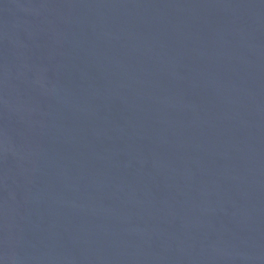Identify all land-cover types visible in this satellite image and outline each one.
<instances>
[{"label": "water", "instance_id": "1", "mask_svg": "<svg viewBox=\"0 0 264 264\" xmlns=\"http://www.w3.org/2000/svg\"><path fill=\"white\" fill-rule=\"evenodd\" d=\"M0 264H264V0H0Z\"/></svg>", "mask_w": 264, "mask_h": 264}]
</instances>
